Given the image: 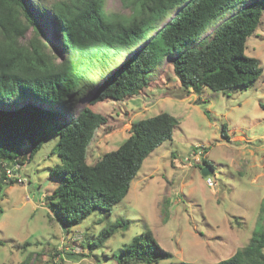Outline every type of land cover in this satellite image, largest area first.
I'll return each instance as SVG.
<instances>
[{
	"label": "trees",
	"instance_id": "16d2710c",
	"mask_svg": "<svg viewBox=\"0 0 264 264\" xmlns=\"http://www.w3.org/2000/svg\"><path fill=\"white\" fill-rule=\"evenodd\" d=\"M102 1L60 0L46 7L45 22L53 20L57 30V35L52 33L57 42L49 46L26 0H0V200L5 187L15 184L6 181V169L19 160L22 165L32 160L53 134L59 137L53 154L60 164L50 170L55 187L46 199L54 219L67 230L95 211L110 214L130 192L148 156L172 141L178 124L169 113L139 120L117 150L89 164L88 147L107 124V117L93 106L138 96L148 85L147 75L166 58L181 85L179 98L200 95L204 87L218 92L248 87L263 74L260 60L246 55V45L261 24L264 0H121L132 14L126 20L111 17L127 29L125 41L104 21ZM81 3L89 11L85 20L78 15ZM232 7L239 10L209 41L184 50L197 44ZM92 13L101 15L93 21ZM131 38L134 45L148 41L128 55L125 47ZM58 45L66 54H60ZM96 74L100 79L94 84ZM199 165L213 169L207 159ZM261 210L264 213V200ZM119 227V222L109 225L97 241L88 240L86 248L93 252L102 247ZM118 256V264H156L171 254L147 231L123 245ZM216 264H264V227L253 232L248 245Z\"/></svg>",
	"mask_w": 264,
	"mask_h": 264
},
{
	"label": "rangeland",
	"instance_id": "374dc122",
	"mask_svg": "<svg viewBox=\"0 0 264 264\" xmlns=\"http://www.w3.org/2000/svg\"><path fill=\"white\" fill-rule=\"evenodd\" d=\"M26 1L45 39H49L45 43L56 44L52 35H57L55 22L48 19L51 28L45 22L47 13V18L43 13L60 0ZM102 4L104 21L125 41L127 29L111 16L126 20L132 10L121 0H103ZM80 6L78 15L85 20L89 11L82 3ZM238 10L232 7L197 44L187 45L184 50L196 48L202 40L209 41L217 27ZM99 15L92 13L91 19L95 21ZM31 36L29 32L27 40ZM146 41L134 45L128 40L125 52L133 54ZM246 46V55L259 59L263 68L261 78L248 87L225 92L204 87L200 95L191 93L179 98L181 85L166 58L147 75L148 85L138 96L93 106L107 117V124L97 130L88 147L89 164L117 150L139 120L160 113H169L178 120L172 141L148 156L130 192L110 214L95 211L68 230L54 219L46 196L55 187L50 170L60 164L59 157L53 154L59 137L50 135L24 165L19 160V174L26 182L5 187L0 200V239L4 242L0 246V264H118L119 249L147 231L171 254L156 264H216L248 245L253 232L264 227V108L260 106L264 104V16ZM58 51L66 54L60 45ZM126 58L127 55L121 57V61ZM99 79L96 74L92 81L97 84ZM195 149L204 152L201 160L207 159L213 165V175L203 177L199 162L191 166L185 161ZM24 152L28 156L29 147ZM208 178L215 182L214 186L207 183ZM116 222L121 224L117 233L102 247L89 252L87 241H97L100 232ZM124 222L128 224L124 226Z\"/></svg>",
	"mask_w": 264,
	"mask_h": 264
},
{
	"label": "built area",
	"instance_id": "2783aa9c",
	"mask_svg": "<svg viewBox=\"0 0 264 264\" xmlns=\"http://www.w3.org/2000/svg\"><path fill=\"white\" fill-rule=\"evenodd\" d=\"M203 151L201 150H192L191 154L185 158V161L188 162L191 166L196 165L198 162L200 163L202 160V156H203ZM19 165L18 164H13L12 167H8L6 169V181L7 182H16L19 184H24L26 182V180L24 178H22L19 174ZM207 183L210 186H214L215 182H213V180L211 178L207 179Z\"/></svg>",
	"mask_w": 264,
	"mask_h": 264
},
{
	"label": "water",
	"instance_id": "95a60500",
	"mask_svg": "<svg viewBox=\"0 0 264 264\" xmlns=\"http://www.w3.org/2000/svg\"><path fill=\"white\" fill-rule=\"evenodd\" d=\"M201 174L203 177H209L214 174V170L210 166H203L201 168Z\"/></svg>",
	"mask_w": 264,
	"mask_h": 264
}]
</instances>
